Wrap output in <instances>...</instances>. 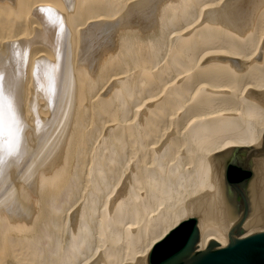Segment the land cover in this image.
Segmentation results:
<instances>
[{
  "label": "bare ground",
  "instance_id": "bare-ground-1",
  "mask_svg": "<svg viewBox=\"0 0 264 264\" xmlns=\"http://www.w3.org/2000/svg\"><path fill=\"white\" fill-rule=\"evenodd\" d=\"M250 88L264 0H0V264H149L262 141Z\"/></svg>",
  "mask_w": 264,
  "mask_h": 264
},
{
  "label": "water",
  "instance_id": "water-1",
  "mask_svg": "<svg viewBox=\"0 0 264 264\" xmlns=\"http://www.w3.org/2000/svg\"><path fill=\"white\" fill-rule=\"evenodd\" d=\"M246 96L264 105V89ZM210 160L216 189L198 196L187 218L153 246L149 264H264V137ZM206 226L220 228L228 246L210 239L201 251Z\"/></svg>",
  "mask_w": 264,
  "mask_h": 264
}]
</instances>
